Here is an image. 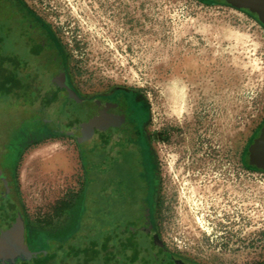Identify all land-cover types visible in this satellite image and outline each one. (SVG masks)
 Here are the masks:
<instances>
[{
  "label": "rangeland",
  "instance_id": "1",
  "mask_svg": "<svg viewBox=\"0 0 264 264\" xmlns=\"http://www.w3.org/2000/svg\"><path fill=\"white\" fill-rule=\"evenodd\" d=\"M18 1L55 34L81 95L127 88L144 98L155 151L152 218L167 248L193 264H264V175L247 174L240 161L264 119L257 17L235 0ZM15 76L0 53V197L7 192L50 227L78 201L83 158L70 131L33 136L41 120ZM106 238L18 264H119Z\"/></svg>",
  "mask_w": 264,
  "mask_h": 264
},
{
  "label": "flooded vegetation",
  "instance_id": "2",
  "mask_svg": "<svg viewBox=\"0 0 264 264\" xmlns=\"http://www.w3.org/2000/svg\"><path fill=\"white\" fill-rule=\"evenodd\" d=\"M0 53L3 66L17 72L21 92L31 98L41 120L33 136L48 139L52 131L60 136L70 131L84 165L78 201L67 219L53 226L30 220L7 192L0 197V231L17 229L5 210L10 202L23 223L22 237L0 236L12 237L15 246L23 248V255L7 264L46 257L53 250L63 257L83 240H94L98 248L108 235L109 242L117 244L119 264H193L167 248L153 222L155 151L149 109L141 94L114 88L81 95L55 34L18 0H0ZM31 120L37 122L36 117ZM240 161L251 171L247 174L264 175V119L250 133ZM11 179H6L8 185Z\"/></svg>",
  "mask_w": 264,
  "mask_h": 264
},
{
  "label": "water",
  "instance_id": "3",
  "mask_svg": "<svg viewBox=\"0 0 264 264\" xmlns=\"http://www.w3.org/2000/svg\"><path fill=\"white\" fill-rule=\"evenodd\" d=\"M235 1L242 4L249 13L255 15L258 21L260 22V24L264 26V0H235ZM71 135L72 136L75 135V127L72 128ZM8 204L9 205L6 206L5 208L6 213L9 216V218L12 220V225L15 224L17 229L16 230L9 229L7 231H0V236H2L3 234H18L20 237H22L23 223H22L19 211L16 208L14 203L10 202ZM3 243H7V244L11 243V244H9L10 245L9 247L6 245L4 248H2ZM16 243L15 242L13 243L12 237H6L3 240H0V263L2 264H7L9 262L15 263L17 261V258L23 255L21 254L23 248L21 246H15ZM24 255L27 258V255L26 254Z\"/></svg>",
  "mask_w": 264,
  "mask_h": 264
},
{
  "label": "bare ground",
  "instance_id": "4",
  "mask_svg": "<svg viewBox=\"0 0 264 264\" xmlns=\"http://www.w3.org/2000/svg\"><path fill=\"white\" fill-rule=\"evenodd\" d=\"M27 160H29V158Z\"/></svg>",
  "mask_w": 264,
  "mask_h": 264
},
{
  "label": "trees",
  "instance_id": "5",
  "mask_svg": "<svg viewBox=\"0 0 264 264\" xmlns=\"http://www.w3.org/2000/svg\"><path fill=\"white\" fill-rule=\"evenodd\" d=\"M2 66H3V64H2Z\"/></svg>",
  "mask_w": 264,
  "mask_h": 264
}]
</instances>
